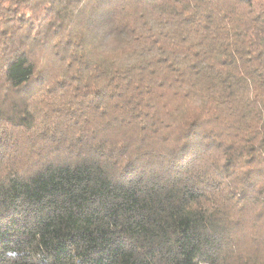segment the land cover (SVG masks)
Segmentation results:
<instances>
[{"label": "trees", "instance_id": "obj_1", "mask_svg": "<svg viewBox=\"0 0 264 264\" xmlns=\"http://www.w3.org/2000/svg\"><path fill=\"white\" fill-rule=\"evenodd\" d=\"M0 264H264V0H0Z\"/></svg>", "mask_w": 264, "mask_h": 264}]
</instances>
